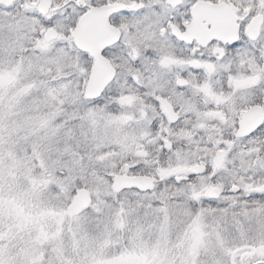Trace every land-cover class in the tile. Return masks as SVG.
<instances>
[{"label": "snow or ice", "instance_id": "obj_1", "mask_svg": "<svg viewBox=\"0 0 264 264\" xmlns=\"http://www.w3.org/2000/svg\"><path fill=\"white\" fill-rule=\"evenodd\" d=\"M0 264H264V0H0Z\"/></svg>", "mask_w": 264, "mask_h": 264}]
</instances>
